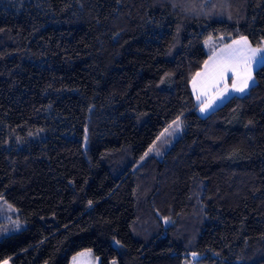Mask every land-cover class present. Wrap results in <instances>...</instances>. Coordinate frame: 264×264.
<instances>
[{
  "label": "trees",
  "instance_id": "obj_1",
  "mask_svg": "<svg viewBox=\"0 0 264 264\" xmlns=\"http://www.w3.org/2000/svg\"><path fill=\"white\" fill-rule=\"evenodd\" d=\"M242 36L264 0H0V264H264V63L189 89Z\"/></svg>",
  "mask_w": 264,
  "mask_h": 264
},
{
  "label": "snow or ice",
  "instance_id": "obj_2",
  "mask_svg": "<svg viewBox=\"0 0 264 264\" xmlns=\"http://www.w3.org/2000/svg\"><path fill=\"white\" fill-rule=\"evenodd\" d=\"M261 60H264V41H261L260 46L253 47L247 37L243 36L225 45L219 51H214L204 62V69L196 73L191 81L193 94L200 103L201 113L211 108L217 99L227 96L229 79H231V91L233 92L243 94L254 86V65ZM173 123L179 128V118ZM151 150L150 148L149 151ZM147 155L148 153H145V156ZM89 203L91 204V201ZM8 207L11 208V205ZM14 223L19 225V221H14ZM85 255L90 256L91 251L78 254V256ZM4 264H7V261H4ZM73 264H78L77 257H73ZM112 264H115V261Z\"/></svg>",
  "mask_w": 264,
  "mask_h": 264
},
{
  "label": "rangeland",
  "instance_id": "obj_3",
  "mask_svg": "<svg viewBox=\"0 0 264 264\" xmlns=\"http://www.w3.org/2000/svg\"><path fill=\"white\" fill-rule=\"evenodd\" d=\"M176 128L177 127H173L174 135H176L180 131V129L178 128V131L176 132ZM5 209L8 211L9 210L8 206ZM14 221H18V220L15 217H9L7 214H0V237L20 229V221H19L18 226L16 223H14ZM88 251H89L88 249H85L71 256L69 260V264H73V257L78 258V264H98V258L94 256L92 253L90 256H87V255L78 256V254L82 252L87 253ZM113 261L114 260H111L110 264H112ZM7 264H11V263L7 261ZM115 264H116V261H115Z\"/></svg>",
  "mask_w": 264,
  "mask_h": 264
},
{
  "label": "crops",
  "instance_id": "obj_4",
  "mask_svg": "<svg viewBox=\"0 0 264 264\" xmlns=\"http://www.w3.org/2000/svg\"><path fill=\"white\" fill-rule=\"evenodd\" d=\"M239 38H240V37H237V38L232 39V40L229 41L228 43H226V44H224L223 46L217 48L215 51H219V50L222 49L225 45H227V44H231L234 40H238ZM252 46H253V45H252ZM253 47H255V46H253ZM212 54H213V52H212V53H211V54L205 59V61L208 60L209 57H210ZM205 61H204V62H205ZM204 62H203V64H202L201 68H200L196 73L201 72V71L204 69ZM263 63H264V60H261L259 63H257L256 65H254V70H255L258 66H260L261 64H263ZM196 73L194 74V76L196 75ZM230 75H231V74H229V76H230ZM194 76H193V77H194ZM253 76H254V75H253ZM193 77L191 78V80H190V82H189V89H190L191 95H192V97H193V100H194V102H195V111H196V113H197L199 116H201V117H202V116H205L207 113H209L210 111H212V110H214L215 108H217L218 106H220V105H221L226 99H228L229 97H231V96H239V95H242L241 93H237V92H233V91H231V79H229V80L227 81V83H228V85H229V91H228L227 96L224 97V98H222V99H217L211 108H209L206 112L201 113V111H200V103L197 101L196 96L193 94V88H192V83H191ZM221 87H223V85H221ZM202 99H203V97H202Z\"/></svg>",
  "mask_w": 264,
  "mask_h": 264
}]
</instances>
